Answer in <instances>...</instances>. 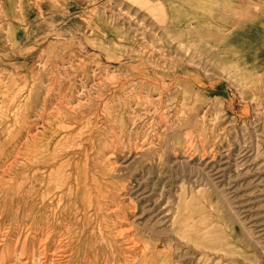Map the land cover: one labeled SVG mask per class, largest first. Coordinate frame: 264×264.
Listing matches in <instances>:
<instances>
[{
    "label": "rangeland",
    "instance_id": "1",
    "mask_svg": "<svg viewBox=\"0 0 264 264\" xmlns=\"http://www.w3.org/2000/svg\"><path fill=\"white\" fill-rule=\"evenodd\" d=\"M103 2L0 0V57L7 63L0 66V105L18 112L12 119L0 113V238L15 239L22 229L34 244L30 228L49 224L66 235L68 264H149L141 255H153L151 264H264V84L245 87L249 102L241 104V77L219 81L228 72L213 49L175 39L160 8ZM25 112L38 121L36 138L11 165L32 128L23 124ZM50 141L63 155L52 174L41 172L46 180L56 186L70 172L110 196L90 229L82 217L77 223L44 209L53 196L43 199L28 184L19 199L17 186H9Z\"/></svg>",
    "mask_w": 264,
    "mask_h": 264
},
{
    "label": "bare ground",
    "instance_id": "2",
    "mask_svg": "<svg viewBox=\"0 0 264 264\" xmlns=\"http://www.w3.org/2000/svg\"><path fill=\"white\" fill-rule=\"evenodd\" d=\"M1 19V18H0ZM1 22V21H0ZM2 28V27H1ZM4 28V27H3ZM2 32V31H1ZM11 35V34H10ZM5 36V34H4ZM7 38V37H6ZM14 41V39H12ZM9 41V40H8ZM18 43V42H17ZM3 44V43H2ZM5 44V43H4ZM10 44V43H9ZM8 45V44H7ZM13 45V44H12ZM19 45V44H18ZM4 46V45H3ZM10 46V45H9ZM16 46V45H15ZM18 47V46H17ZM12 51V50H11ZM47 52V51H46ZM2 57V56H1ZM0 57V66L2 64H7L6 61L4 60V58ZM22 69L24 68V65H19ZM1 70V69H0ZM25 71H28L27 69H24ZM33 71V70H32ZM34 73V72H33ZM45 73V72H44ZM8 74V73H7ZM10 74V73H9ZM8 74V75H9ZM19 72H14L13 74H11V76H17L19 77ZM41 74V72H40ZM39 74V75H40ZM48 74V73H47ZM7 77H10V75ZM26 76V78L28 77V74H24ZM32 75V74H31ZM23 76V75H22ZM41 76V75H40ZM47 76V75H46ZM5 77V76H4ZM14 77V78H15ZM30 77V76H29ZM43 79V76H41ZM45 77V76H44ZM20 78V77H19ZM16 80V79H15ZM30 80V79H29ZM21 83V81H20ZM31 83V82H30ZM44 83V82H43ZM23 84V83H22ZM18 85V84H17ZM72 85V84H71ZM28 86V85H26ZM40 86V85H39ZM55 86V85H54ZM57 86V85H56ZM61 86V85H60ZM6 86L4 85L3 81L0 79V92L5 95V88ZM30 87V86H29ZM58 87V86H57ZM56 87V88H57ZM84 87V86H83ZM9 89V88H8ZM14 89V88H13ZM75 89V88H74ZM111 89V88H110ZM16 90V88H15ZM28 90V89H27ZM35 90V89H34ZM52 90V88H51ZM22 91V89H21ZM85 92V91H84ZM12 93V92H11ZM15 93V92H14ZM27 93V92H26ZM33 90H29L28 91V102L29 103H33L32 99H33ZM42 93V92H41ZM21 94V93H20ZM35 94V93H34ZM37 95V94H36ZM87 95V94H86ZM1 96V95H0ZM10 96V95H9ZM20 96V95H19ZM18 96V97H19ZM25 96V95H24ZM39 96V95H38ZM21 98V97H20ZM40 98V97H39ZM51 98V97H50ZM18 99V98H17ZM24 99V98H23ZM52 99V98H51ZM41 100V99H40ZM16 101V100H15ZM35 101V99H34ZM114 101V100H113ZM5 101H2V103L4 104ZM18 102V101H17ZM39 102V101H38ZM115 102V101H114ZM0 103V104H2ZM15 104V103H13ZM46 104V103H45ZM44 104V105H45ZM16 105V104H15ZM38 105V104H37ZM91 105V104H90ZM2 105H0V113L2 114V116L4 118H9L12 119L10 116H15L18 112H12L14 110V108H8V107H1ZM14 106V105H13ZM18 107V106H16ZM20 107V106H19ZM103 107V106H102ZM111 107V106H110ZM114 107V106H113ZM104 108V107H103ZM112 108V107H111ZM116 108V107H115ZM29 109V108H28ZM113 109V108H112ZM30 110V109H29ZM111 110V109H110ZM18 111V110H17ZM33 111V109H32ZM31 111V112H32ZM31 112H25L22 116L23 119V124L27 125L29 123L30 127L32 126V128L28 131H26V135H25V141H23V145H21L17 151L14 153V156L12 158L11 161V165H13V161H15L17 158H20V155L25 156L24 153V148L25 145H30L34 142L36 135L34 134V131L38 130V129H34V124L35 122L38 121H30V119L33 117L31 115ZM42 112V111H41ZM41 112H40V116H41ZM109 112V111H108ZM14 113V114H12ZM33 113V112H32ZM110 113H112V111H110ZM45 114V111H44ZM118 114V113H117ZM38 115V114H37ZM43 115V114H42ZM18 116V115H17ZM45 116V115H44ZM118 116V115H117ZM42 117V116H41ZM83 117V116H82ZM14 118V117H13ZM19 118V117H18ZM16 119V118H15ZM38 119V118H37ZM36 119V120H37ZM63 119V117H62ZM110 119V118H108ZM1 120V119H0ZM33 120V119H32ZM68 120V119H67ZM7 122V120H5ZM12 121V120H11ZM18 121V120H17ZM16 121V123H17ZM41 121V120H40ZM1 122V121H0ZM19 122V121H18ZM43 122V121H42ZM55 122V121H54ZM66 122V121H64ZM14 123V122H13ZM47 123V122H45ZM53 123V122H52ZM51 123V124H52ZM10 124V123H9ZM48 124V123H47ZM46 124V125H47ZM6 126V124H5ZM10 126V125H8ZM15 126V125H14ZM12 127V126H11ZM38 127V126H37ZM49 127V126H48ZM15 128V127H14ZM53 128V127H52ZM90 128V127H89ZM8 129V127L6 128ZM49 129V128H48ZM11 129H9L10 131ZM47 130V129H46ZM55 130V129H54ZM45 131V130H44ZM58 131V130H57ZM6 132V131H5ZM47 132V131H46ZM50 132V131H49ZM72 132V130H71ZM80 133V132H79ZM12 134V132H11ZM47 134V133H46ZM51 134V133H50ZM59 134V133H58ZM52 135V134H51ZM9 136V134H8ZM42 136V135H41ZM45 136V135H44ZM57 136V135H56ZM75 136V135H74ZM4 137V136H3ZM53 137V136H52ZM78 137V135H77ZM87 137H89L87 135ZM8 138V137H7ZM24 138V137H23ZM40 139V138H39ZM54 139V138H53ZM63 139V138H62ZM74 139V137H73ZM1 140V139H0ZM4 140V139H2ZM47 140V139H46ZM55 140V139H54ZM60 140V139H59ZM82 140V139H81ZM64 141V140H63ZM62 141V142H63ZM37 142V139H36ZM60 142V141H59ZM65 142H67V140H65ZM77 142V141H76ZM51 141L49 142L48 146L46 147H41V149H38V151L36 152L35 156L33 157V162L31 163V165L28 164H22L20 167V172L19 173H26L25 176H23L22 178H20L17 181V177L16 182L9 184L10 188H15L17 186V188H15L14 190L16 191L15 194L19 199H23V193H27V187L26 185L30 184L28 186V188L31 190V192L35 193L36 195H42L43 199L53 196V199L48 202V203H42V207L44 209L47 208H52V210H61V214L65 213L67 216H71L73 217V220L76 221L77 223L79 222V220L81 219V217L84 220V223H86V225H88V228H91L92 225V218H98L105 209H103V207L108 206V198H110V196L108 195V193H105L103 191V187L99 188L97 186L92 187L89 186L90 182H87L86 179L83 180L81 182V185L79 184V180L72 179V174L69 172L67 173L64 177L62 178H56V186H53V182L51 180H46V178L43 176L44 174H46L48 171L52 172V168L55 167L58 162H59V157L62 156L63 154L59 155V150L57 148V146L54 147V149H52V144H50ZM85 143V142H84ZM20 144V143H19ZM64 144V142H63ZM69 144H72L71 142ZM68 144V145H69ZM1 145V143H0ZM60 145V143H59ZM62 145V143H61ZM66 145V144H65ZM67 145V146H68ZM6 146V144H5ZM64 146V145H63ZM73 146V145H72ZM86 147V146H85ZM60 148V147H59ZM63 148V147H62ZM71 148V147H70ZM94 148V147H93ZM61 149V148H60ZM64 149V148H63ZM83 149V148H81ZM1 151V150H0ZM3 151V150H2ZM64 151V150H63ZM82 151V150H81ZM66 152V151H65ZM63 152V153H65ZM80 152V151H79ZM93 152V151H92ZM61 153V152H60ZM67 153V152H66ZM3 154V153H2ZM5 155V154H3ZM27 155V154H26ZM29 155V153H28ZM118 155V153H117ZM79 156V154L77 155ZM108 156V155H107ZM111 157L108 156L107 159H109ZM122 158V157H121ZM27 159V158H26ZM31 158H29L30 160ZM81 159V158H80ZM117 159V158H116ZM32 160V159H31ZM94 160V159H93ZM17 161V160H16ZM25 161V160H24ZM125 162V161H124ZM177 162V161H176ZM28 163V162H27ZM67 163H71V158L63 161L58 169L56 170V173H59L61 167L64 164ZM8 164V163H7ZM89 164V163H88ZM10 165V166H11ZM18 166V165H17ZM88 166V165H87ZM32 167V168H30ZM89 167V166H88ZM67 168V167H66ZM30 169L32 171V174H30ZM52 169V170H51ZM67 170V169H66ZM12 171V170H11ZM14 171V170H13ZM43 171V175L41 174V172ZM28 172V174H27ZM73 172V171H72ZM16 173V172H15ZM12 174V173H11ZM50 174V175H51ZM6 175V174H5ZM13 175V174H12ZM30 175L32 176L31 180H29L28 178L30 177ZM48 175V176H50ZM4 176V175H3ZM117 176V175H116ZM55 177V176H54ZM48 178V177H47ZM51 178V177H50ZM49 178V179H50ZM54 178L52 177V180ZM124 180V179H123ZM122 180V181H123ZM30 181V182H29ZM29 182V183H28ZM92 183H94L92 181ZM14 184V185H13ZM115 184V183H114ZM55 185V184H54ZM83 187L84 192L81 190V188ZM126 187V186H125ZM127 189V188H126ZM55 190V191H54ZM11 192V191H10ZM39 192V193H38ZM123 192V191H122ZM12 193V192H11ZM121 193V192H120ZM129 193V192H128ZM116 194V193H114ZM117 195V194H116ZM116 195L113 196L112 198H114L116 200ZM130 195V194H129ZM4 197V196H1ZM42 199V201H43ZM122 200V199H121ZM126 200V199H125ZM128 201V200H127ZM126 201V202H127ZM45 202V201H44ZM30 204V203H29ZM88 207V210L86 209ZM181 206V203L179 204ZM110 206L114 207V204H111ZM42 209V208H41ZM178 209V208H177ZM35 210V208H34ZM40 210V209H39ZM54 212V211H53ZM37 213V212H36ZM59 214V213H58ZM135 214V213H134ZM64 215V214H63ZM5 217V216H4ZM38 217V216H37ZM22 218V217H21ZM125 221L128 223V225H132L133 221L130 220V218L128 216L125 217ZM28 222V221H27ZM36 222V221H35ZM53 220L50 222L52 223ZM82 222V221H81ZM97 222V220H96ZM77 223H72L73 226L78 225ZM40 225V224H39ZM81 225V224H80ZM79 225V226H80ZM35 229L32 227L30 228L31 231H34V237L33 239L35 240V243L33 244L32 241L28 240V235L25 236V234H21L22 229H20L17 233L19 234H15V239H12L14 237V234H12L13 236L8 237L7 240H5V234H2L0 238V264H68L69 260H70V256L71 254L69 253V251L64 247V242L66 240V235L60 232H53L49 231L47 228H49V224L48 227L44 226L43 227H39L38 224L35 225ZM41 226V225H40ZM78 226V227H79ZM100 226V225H99ZM68 229H71V227L69 226ZM122 229V228H121ZM77 231V230H76ZM114 232V231H113ZM124 232V230H122L119 233ZM203 232V231H202ZM57 233V234H56ZM96 235V234H95ZM203 235V234H202ZM201 235V236H202ZM85 236V235H84ZM97 236V235H96ZM98 238V237H97ZM92 240V239H91ZM127 241L129 243H132L131 248L133 249L135 247V244L133 243L131 237L127 238ZM99 243V242H98ZM76 244V243H75ZM103 244V243H101ZM99 244V245H101ZM104 245V244H103ZM105 246V245H104ZM110 246L113 248V252L112 254H116V247L115 245L110 244ZM154 246V245H152ZM83 247V246H82ZM101 248V247H100ZM5 249H7V251H5ZM76 249V248H75ZM104 249V247H103ZM87 250V249H86ZM110 250V249H109ZM153 251V250H152ZM80 253V251H79ZM108 254V252H107ZM79 255V254H78ZM96 255V254H95ZM99 256V255H98ZM129 256V255H128ZM69 257V259H67ZM79 257V256H78ZM110 258V257H109ZM143 258V259H142ZM151 258H153V255L148 256L145 255L142 256L141 255V260L142 263H145V259L146 261L151 264L152 260ZM67 260V261H66ZM76 261V260H75ZM114 260H108L106 259L105 262L100 263V264H114ZM99 263V262H98ZM137 264V263H135Z\"/></svg>",
    "mask_w": 264,
    "mask_h": 264
},
{
    "label": "crops",
    "instance_id": "3",
    "mask_svg": "<svg viewBox=\"0 0 264 264\" xmlns=\"http://www.w3.org/2000/svg\"><path fill=\"white\" fill-rule=\"evenodd\" d=\"M98 1H104V6L111 9L160 8V22L166 24V31L175 39L189 38L194 46L213 49V55L224 67L221 70L228 72L219 81L229 83L241 77V104L249 102L244 98L245 87L252 88L259 80L264 84V0Z\"/></svg>",
    "mask_w": 264,
    "mask_h": 264
}]
</instances>
